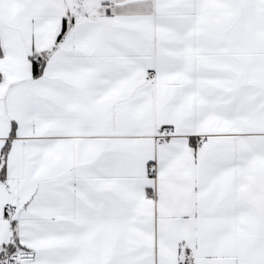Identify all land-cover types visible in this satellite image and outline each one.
I'll return each mask as SVG.
<instances>
[{
  "label": "snow or ice",
  "instance_id": "obj_1",
  "mask_svg": "<svg viewBox=\"0 0 264 264\" xmlns=\"http://www.w3.org/2000/svg\"><path fill=\"white\" fill-rule=\"evenodd\" d=\"M0 264H264V0H0Z\"/></svg>",
  "mask_w": 264,
  "mask_h": 264
}]
</instances>
